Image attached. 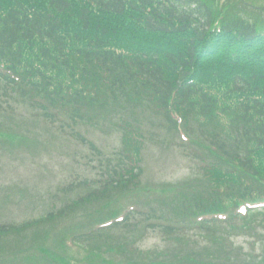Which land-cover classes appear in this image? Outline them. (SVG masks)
<instances>
[{"label": "trees", "instance_id": "obj_1", "mask_svg": "<svg viewBox=\"0 0 264 264\" xmlns=\"http://www.w3.org/2000/svg\"><path fill=\"white\" fill-rule=\"evenodd\" d=\"M215 3L0 0L2 98L20 99L44 119L57 105L73 123L113 125L115 116L128 122L120 129L123 149L107 158L116 164L107 160L97 180L61 190L81 196L57 215L52 202L45 217L0 226V250L11 237L34 231L29 249L8 250L0 260L30 251L50 264L146 263L149 255L136 243L159 230L180 243L199 232L210 244L199 242L190 255L161 264H247L232 257L233 238L253 229L256 214L264 229V212L248 209L264 203V21L244 19L242 11L229 16ZM145 112L157 129L181 134L183 155L204 164L190 193L140 198L132 191L145 135L130 124Z\"/></svg>", "mask_w": 264, "mask_h": 264}, {"label": "rangeland", "instance_id": "obj_2", "mask_svg": "<svg viewBox=\"0 0 264 264\" xmlns=\"http://www.w3.org/2000/svg\"><path fill=\"white\" fill-rule=\"evenodd\" d=\"M215 1L219 11H224L229 16L233 12L242 11L244 19L259 21L261 12H264V0H206L210 5ZM3 101L4 99L0 98V102ZM9 104L15 112H0V226L20 225L35 218L45 217L51 212L52 202L56 204L57 215V211L77 195H65L60 198L59 190L63 184L71 183L75 178L98 179L97 174L100 168L101 172L103 171L107 157L116 148H121L119 124L120 127L128 124L125 120L121 122V118L117 119L118 116L114 117L113 126L108 122H101L96 127L83 123L76 128L81 132V139L85 138L81 143L77 137L69 135V130L56 129L58 126L55 128L43 122L20 102L9 101ZM125 112L130 114L132 111L127 109ZM148 113H144L145 117L141 116L142 131L145 130L141 148L142 173L138 178L139 186L131 188L132 191L142 193L140 198H155L151 192H158L161 188L166 194L177 195L176 191L190 193L191 188L202 180L198 174V165L183 155L182 148L177 144L178 135L150 125L154 118L147 116ZM130 125L136 130L135 124ZM8 137L13 140L7 139ZM32 140L37 141L36 148L28 150ZM86 142L95 143L100 153L92 152ZM98 155L103 157L99 158ZM115 164V161H111V165ZM152 206L157 208L159 205L153 203ZM85 210L87 208L81 209L79 213ZM90 210H93V207H90ZM69 217L70 215H67L65 219ZM65 219L56 221L55 224ZM261 219V214L253 216V229L249 228V233L233 238L235 247L232 257L247 264H264L261 259L264 255V229L261 227ZM62 230L65 235L69 234V226ZM33 232L27 230L6 240L3 244L7 248L0 250V255H6L5 252L14 248L22 251L29 249L28 243L31 242V236L34 237ZM161 232L149 231L148 236L138 243L142 252H150L146 263H142V259H134L132 264H161L172 260L173 255H190L199 242H204V247L210 246L206 239H201L199 234L202 233L199 232L187 243H180L176 238L170 239ZM53 246L58 244L49 245L51 248ZM42 247L46 248L44 245ZM32 253L39 258V254L29 251L17 258L0 260V264H24L28 261L35 264L30 257ZM67 258L74 259V254L69 250ZM38 264L50 263H44L43 258H39Z\"/></svg>", "mask_w": 264, "mask_h": 264}]
</instances>
